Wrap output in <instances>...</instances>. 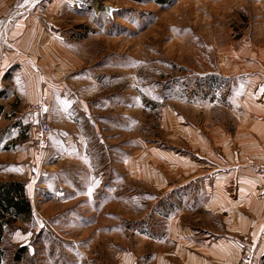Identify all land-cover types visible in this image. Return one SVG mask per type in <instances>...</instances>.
<instances>
[{
    "label": "rangeland",
    "instance_id": "1",
    "mask_svg": "<svg viewBox=\"0 0 264 264\" xmlns=\"http://www.w3.org/2000/svg\"><path fill=\"white\" fill-rule=\"evenodd\" d=\"M87 1L98 12L52 20L61 37L32 55L49 103L42 153L37 101L0 99V181L24 180L32 209L3 240L24 258L4 264H180L176 243L222 236L211 203L233 190L220 175L264 125V0Z\"/></svg>",
    "mask_w": 264,
    "mask_h": 264
},
{
    "label": "crops",
    "instance_id": "2",
    "mask_svg": "<svg viewBox=\"0 0 264 264\" xmlns=\"http://www.w3.org/2000/svg\"><path fill=\"white\" fill-rule=\"evenodd\" d=\"M68 13L71 15L76 10L63 0H0V93L7 97L1 101L12 97L17 107L25 111L23 108L28 104L42 96L47 97L42 91V79L37 70L39 59L32 55L50 53L45 46L47 39L56 41L61 37L60 29L53 22ZM54 46L55 51L62 49L61 46ZM47 87L45 90L49 92ZM255 118V121L260 119ZM247 134L250 136L247 141H253V147L248 145V151L241 145L240 156L232 160L235 168L220 175V184L230 185L232 196L226 189L217 191L219 195L216 196V193L215 196L218 199L211 203L212 212H219L227 222L224 223L222 236H210V241L200 240V244L196 240H186L183 248L176 243V249L170 250L167 255L180 264H225L221 255L229 252L228 249L231 252L230 264H237L239 239L245 238L254 245V258L261 259L264 255V175H254L249 168L251 164L264 163V125L262 127L257 122L254 128L249 127ZM243 153H249V157ZM10 180L25 182L22 179ZM221 198L222 205L218 203ZM153 262L173 264L160 253L155 254Z\"/></svg>",
    "mask_w": 264,
    "mask_h": 264
},
{
    "label": "trees",
    "instance_id": "3",
    "mask_svg": "<svg viewBox=\"0 0 264 264\" xmlns=\"http://www.w3.org/2000/svg\"><path fill=\"white\" fill-rule=\"evenodd\" d=\"M158 4H164L168 0H155ZM4 95L0 93V99ZM4 106L0 102V114ZM32 219V209L29 198L26 194L25 184L17 180L0 181V264H4L7 259L13 263H18L24 258L27 248L18 247L10 257L3 246L4 235L7 231L18 229V222H29ZM261 264H264V255L261 257Z\"/></svg>",
    "mask_w": 264,
    "mask_h": 264
},
{
    "label": "built area",
    "instance_id": "4",
    "mask_svg": "<svg viewBox=\"0 0 264 264\" xmlns=\"http://www.w3.org/2000/svg\"><path fill=\"white\" fill-rule=\"evenodd\" d=\"M67 4L79 11H88L89 9L98 12V4H90L87 0H66ZM48 100L41 97L36 103L29 106V110L39 115L38 121L34 124L31 132L32 140L30 141L33 150L40 154L48 146V140L51 133V123L46 115ZM252 171L258 175H264V166H252ZM254 245L251 241L243 239L237 264H253Z\"/></svg>",
    "mask_w": 264,
    "mask_h": 264
}]
</instances>
